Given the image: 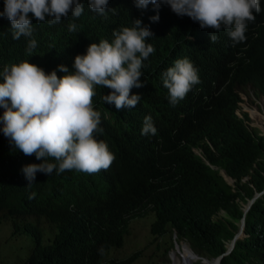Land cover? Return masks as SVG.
Returning a JSON list of instances; mask_svg holds the SVG:
<instances>
[{"label": "trees", "instance_id": "trees-1", "mask_svg": "<svg viewBox=\"0 0 264 264\" xmlns=\"http://www.w3.org/2000/svg\"><path fill=\"white\" fill-rule=\"evenodd\" d=\"M260 1L261 12L248 24L244 42L234 47L219 42L224 57L188 49V35L202 37L189 17L164 9L137 10L130 0L108 3L104 16L83 11L79 18L69 14L54 25L33 19L32 36L19 40L12 38L10 22L0 16V72L28 60L46 74L56 71L62 77L66 73L58 66L74 72V58L84 55L91 43H111L114 30L132 27L139 19L153 34L146 41L156 42L159 57L187 55L197 64L203 85L216 86L206 109L171 107L149 78L150 59L143 68L144 95L133 110L105 108L102 96L111 90L96 86L93 106L108 114L101 116L103 132L98 135L115 160L95 174L38 172L28 185L22 168L42 161L25 156L0 131V223L7 220L11 235L25 233L32 239L28 254L13 264H132L140 251L122 259H106V252L122 245L131 219L147 213H152V240L143 249L152 245L155 253L168 233L163 252L172 248L171 240H183L207 259L224 252L243 216V237L234 241L219 264H264V135L248 124L245 114H234L238 88L249 85L264 96V0ZM3 3L0 0V12ZM157 14L158 22H152L150 17ZM70 23L77 25L76 31L68 30ZM29 39L37 42L31 55L26 51ZM3 111L0 108V116ZM144 114L151 115L156 135H141ZM49 162L55 163L51 158ZM220 169L233 178L232 185ZM253 197L243 214L241 204ZM42 221L51 225L46 241ZM191 264L204 263L197 259Z\"/></svg>", "mask_w": 264, "mask_h": 264}, {"label": "clouds", "instance_id": "clouds-1", "mask_svg": "<svg viewBox=\"0 0 264 264\" xmlns=\"http://www.w3.org/2000/svg\"><path fill=\"white\" fill-rule=\"evenodd\" d=\"M108 3L113 0H4L0 16L10 22L12 38L19 40L22 36H32L33 19L54 25L67 19L69 14L74 19L79 18L83 11L104 16L110 10ZM130 3L137 10L157 12L164 9L182 19L189 17L194 28L202 32V37L193 33L188 35V49L217 53L221 57L226 53L219 48V42L230 47L244 42L248 24L261 12L260 0H130ZM150 20L158 22L159 15ZM132 24V27L114 30L111 43L108 40L91 43L84 55L74 58V72L69 73L67 67L58 66L60 72L66 73L62 77L58 78L56 71L46 74L28 60L5 66L0 72L3 81L0 83V108L4 109L0 116V131L25 156L34 155L42 161L22 168L28 185L33 184L38 172L48 176L53 171L60 174L73 170L95 174L111 166L115 156L106 140L98 135L103 132L101 116L108 114L93 106L95 87L111 90L102 96L105 108L122 112L133 110L144 95L147 78L143 76V68L148 59L152 66L149 78L159 86L167 105L208 107L216 86L203 85L193 59L182 53L159 57L156 42L153 45L146 41L153 35L149 28L142 26L139 19L133 20ZM76 29V24L68 25L69 31ZM36 47V40L29 39L27 53L31 55ZM204 89H210L209 94H204ZM238 96L234 109L236 116L241 102ZM143 116L141 135H156L151 115ZM193 151L198 154L196 149ZM49 158L55 163H50ZM220 171L223 170L218 173L227 182V175ZM181 244L173 239L169 250H172L171 257L176 253L182 259L177 251ZM183 244L190 248L186 242ZM99 251L103 253V248Z\"/></svg>", "mask_w": 264, "mask_h": 264}, {"label": "rangeland", "instance_id": "rangeland-1", "mask_svg": "<svg viewBox=\"0 0 264 264\" xmlns=\"http://www.w3.org/2000/svg\"><path fill=\"white\" fill-rule=\"evenodd\" d=\"M238 94L240 95L241 102L238 104L236 113L238 116H243L242 113H246L248 116V124L257 130L258 134L264 135V96L263 94L251 86H244L238 88ZM221 173L223 171H220ZM229 177V178H228ZM247 176L242 177L243 180H247ZM227 183H233V178L226 176ZM253 201V200H252ZM248 200L241 205H244ZM223 213V211H219ZM152 221V213H147L142 217H136L129 221L126 232L122 236V245L118 248H112L106 253V258L122 259L127 257L134 251L139 250L138 257L132 264H174L171 257V251L163 252V248L168 243V233L165 234L159 241V249L155 253H151L152 245L143 249L148 241L152 240L149 233V224ZM239 229L240 220L236 222ZM42 228L45 231L43 240L46 241V232L51 225L41 222ZM238 233L237 230L235 232ZM243 237V234H238L236 239ZM232 239V238H231ZM229 239L225 246V249L229 246ZM235 239V240H236ZM234 240V241H235ZM173 242V240H171ZM180 243L185 241L180 240ZM234 243V242H233ZM32 239L28 234L15 233L11 235V225L9 221H2L0 223V264H13L20 261L30 251ZM174 259L176 264L180 263L179 255H175ZM172 258V261L170 260ZM194 261V259L192 260ZM191 261V262H192ZM212 262V261H211Z\"/></svg>", "mask_w": 264, "mask_h": 264}, {"label": "water", "instance_id": "water-1", "mask_svg": "<svg viewBox=\"0 0 264 264\" xmlns=\"http://www.w3.org/2000/svg\"><path fill=\"white\" fill-rule=\"evenodd\" d=\"M255 197V196H254ZM254 197L253 198H251V200L249 201V202H247L245 205H244V208L242 209V213L244 214L246 211H247V209L249 208V206H250V204L252 203V200L254 199ZM243 222H244V218H243V216H241V218H240V224H239V229H237V234L235 233L234 235H233V237H232V239H231V241H230V243H229V246L225 249V251L224 252H222L221 254H219L218 256H216L215 258H212L211 259V261H213V262H211V261H208L207 259H205V258H201V257H199L196 253H194L193 251H191V249H190V251L192 252V254H193V257L194 258H196V259H199L200 260V262L201 263H204V264H219V261H220V259H221V257L223 256V255H225V254H227V253H229L230 251H231V249H232V247H233V242H234V240L236 239V237L238 236V234H243V231H242V228H243ZM185 264H191V260H190V257L189 258H186L185 259Z\"/></svg>", "mask_w": 264, "mask_h": 264}, {"label": "bare ground", "instance_id": "bare-ground-1", "mask_svg": "<svg viewBox=\"0 0 264 264\" xmlns=\"http://www.w3.org/2000/svg\"><path fill=\"white\" fill-rule=\"evenodd\" d=\"M225 172V171H224ZM177 251L179 252V254L182 256V259L180 258V263L179 264H185V259L190 257V260L194 259L192 252L190 251V249L188 248V246L186 244H181V249L177 246ZM176 255V254H175ZM174 254L172 255L174 264H176V261L174 259ZM213 262V261H212Z\"/></svg>", "mask_w": 264, "mask_h": 264}]
</instances>
